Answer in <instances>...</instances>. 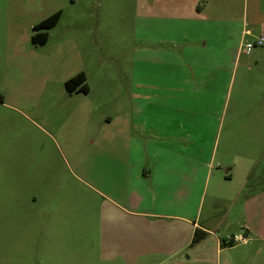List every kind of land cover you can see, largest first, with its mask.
I'll use <instances>...</instances> for the list:
<instances>
[{
	"label": "crops",
	"instance_id": "obj_1",
	"mask_svg": "<svg viewBox=\"0 0 264 264\" xmlns=\"http://www.w3.org/2000/svg\"><path fill=\"white\" fill-rule=\"evenodd\" d=\"M16 6L8 10L20 11V17L26 7L18 3ZM136 7L148 15H167L176 21H222L220 17L229 16L228 20H240L243 40L264 36V0H137ZM35 23L32 30L40 22ZM206 28L213 29V25L206 24ZM180 30L183 40H165L172 52L185 54L199 73L215 76L214 47L218 41L204 37L196 42L186 36V29ZM50 32L44 46L33 45L32 35L30 47L25 42L22 45L25 39H20L21 45L10 44L4 59L9 69L7 82L18 83L19 70L23 66L28 69L21 57L36 53V47L48 46ZM81 42L80 38H61L58 48L57 44L51 48L52 54L48 57L51 62L39 74L40 78L42 73L47 77L41 80V88L51 86L49 81L62 57L91 59L93 42L90 45L84 40L83 47ZM223 42L228 45L226 39ZM257 48L264 51V45ZM241 50L244 51L243 45ZM140 54L138 45L132 47L130 69L120 73L121 85L115 89L99 83L93 85L85 68L68 78L84 73L88 94H72L88 98L83 105L89 111L93 107L90 98L97 91L105 98L96 106L108 110L102 115L98 138L91 140L95 146L98 139L106 164L107 181L101 185L102 201L97 215L88 212L83 217V229L76 230L72 226L74 217L54 212L53 200L49 201L45 194L43 207L49 213L36 217L33 232L25 229L26 219L22 217L14 220V229L11 224L10 230L7 225H0L1 232L7 230L3 247L5 264H264L261 246L264 245V169L260 172L262 176H257L259 162L251 156H240L238 164L232 163V156L214 164L208 147L215 134L210 110L218 97L217 88L156 86L154 49H145L141 57ZM17 72L20 75L16 76ZM110 93L115 98L110 99ZM187 97L194 103L187 104ZM17 98L26 99L20 95ZM46 100L36 104L52 107L60 104L52 94ZM186 111L192 116L184 117ZM91 117L88 114L87 125L82 123L80 127L84 134L90 128ZM205 142L207 149H204ZM214 168L221 174L216 184L227 188L215 192L205 209L200 190L216 177ZM16 170L22 180L25 169ZM39 174L36 191L44 198ZM114 176L117 181H112ZM26 185L19 182V185L8 183L6 186L16 187L22 193ZM48 185L54 193V185ZM196 230L206 236L191 246ZM238 235L247 241L223 245Z\"/></svg>",
	"mask_w": 264,
	"mask_h": 264
},
{
	"label": "rangeland",
	"instance_id": "obj_2",
	"mask_svg": "<svg viewBox=\"0 0 264 264\" xmlns=\"http://www.w3.org/2000/svg\"><path fill=\"white\" fill-rule=\"evenodd\" d=\"M136 1L0 0V225H7V230H10L9 224L14 229V220L22 217V220L26 219L25 229L29 233L33 232L36 217L49 213L43 207L46 196L49 201L53 200L54 212L74 217L72 226L76 230L83 229V217L88 212L97 215L102 201L101 185L107 181L104 169L106 164L102 160L98 139L95 146L91 140L98 138L97 129L102 124V115L108 113V110L96 106L102 103L104 97L96 91L90 98L93 107L88 111L83 105L88 98L68 93L65 82L77 70L85 68L93 85L99 83L115 89L121 85L120 73L130 69L128 60L132 47L137 45L141 51L140 57L145 49H154L156 86L196 89L208 85L217 88L218 97L214 100V108L210 110V114L213 113L215 134L208 147L214 156V164L231 159L227 158L229 156H232L233 164H238L240 156H251L259 162L257 176H262L263 48L242 52L241 46L254 39L247 37L243 40L240 37V20L231 21L228 20L229 16H225L220 17L222 21H176L167 15H148L147 12L137 10ZM17 3L26 7L20 17V11L13 13L8 10V7L18 8ZM58 11L62 12V16L50 32L49 45L45 48L36 47V53L21 57L23 64H28V69L23 66L19 70L21 75L20 72L16 73V76L20 75L17 84L7 82L9 69L4 59L10 44L21 45L20 39H25L22 45L26 43L30 47V36L33 35L31 26ZM206 24L213 25V29L206 28ZM9 25L16 28H10ZM181 27L186 29V36L196 42L204 37L218 41L214 47L215 76L199 73L185 54L172 52L174 50L165 40H183ZM226 32L228 36H225ZM61 38H80L81 47L84 46V40L90 45L93 42V55L91 59L62 57L49 81L51 86L41 88V80L47 77L42 73L40 78L39 74L46 71L51 62L48 58L52 54L51 48L56 44L58 48V40ZM224 39L228 45L221 43ZM181 49L184 50L183 47ZM194 61L197 63L196 59ZM51 94L56 98L55 102L60 103L58 106L36 104L46 102ZM19 95L26 99L17 98ZM108 97L115 98V94L110 93ZM186 101L187 104L194 103L191 97H187ZM88 114L92 115L90 128L84 134L80 127L82 123L87 125ZM183 116L191 117L192 113L186 111ZM53 139L56 141L53 142ZM205 146L206 142L204 149H207ZM19 167L25 169L22 180L20 173L16 172ZM39 172V184L43 185L44 198L37 195L36 191ZM213 173H216V177L211 178L203 191L200 190L205 209L215 192L227 188H220L216 184V179L221 177L216 168ZM112 181H117V176L112 177ZM19 182L27 184L26 191L21 193L16 187L6 186L8 183L19 185ZM47 184L54 185V193L50 190L51 185L47 187ZM6 232L0 231V264H5L3 247Z\"/></svg>",
	"mask_w": 264,
	"mask_h": 264
},
{
	"label": "trees",
	"instance_id": "obj_3",
	"mask_svg": "<svg viewBox=\"0 0 264 264\" xmlns=\"http://www.w3.org/2000/svg\"><path fill=\"white\" fill-rule=\"evenodd\" d=\"M62 16V12L58 11L49 18L40 22L36 26L33 27V35L31 37V42L36 46H44L48 41V32L54 29L59 23ZM65 89L68 93H83L88 94L89 89L86 85V76L84 73H80L77 76L69 79L65 83ZM206 236V233L196 230L193 236V240L191 246L198 244L201 240H203ZM224 246H233L235 245L234 241L229 240L227 242H223Z\"/></svg>",
	"mask_w": 264,
	"mask_h": 264
},
{
	"label": "built area",
	"instance_id": "obj_4",
	"mask_svg": "<svg viewBox=\"0 0 264 264\" xmlns=\"http://www.w3.org/2000/svg\"><path fill=\"white\" fill-rule=\"evenodd\" d=\"M263 45H264V36L260 35L254 41L247 42L245 45H243V49L248 52L253 48L263 47ZM230 240L234 241L235 244H238V243H245L247 241V238L243 236H234L231 237Z\"/></svg>",
	"mask_w": 264,
	"mask_h": 264
}]
</instances>
